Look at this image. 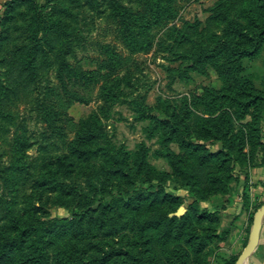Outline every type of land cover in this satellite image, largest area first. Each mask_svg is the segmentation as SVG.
Listing matches in <instances>:
<instances>
[{
	"label": "rangeland",
	"instance_id": "obj_1",
	"mask_svg": "<svg viewBox=\"0 0 264 264\" xmlns=\"http://www.w3.org/2000/svg\"><path fill=\"white\" fill-rule=\"evenodd\" d=\"M6 1L0 0V108L5 114L0 136L5 167L0 175V243L8 233L9 216L15 213L35 224L32 235L50 250L84 257L82 264H111L116 259L142 263L131 258L128 251L139 256L150 251L157 256L154 264H166L167 251L160 241L169 231L175 239L168 251L172 264H229L235 254L228 240L231 230L227 235L223 232V222L233 221L227 218L226 208L240 197L251 208L249 217L253 220L264 202V182L259 178L264 175V144L247 143L245 159L242 163L233 161L232 176L222 191H207L211 189L194 183L188 161L182 162L188 171L183 177L163 151L173 149L178 155L188 156L189 150L179 144L180 133L170 141L164 138L173 121L185 115L189 121V112L208 115V105L202 101L205 88L219 87L221 77L207 60L201 62L204 71L194 68L193 54L199 46H219L217 41L226 36L227 17L237 6L228 7L226 18L221 12L220 18L208 21L217 0H166L158 11L157 23L146 31L136 28L131 48L127 40L118 37L114 22L103 19L97 8L83 1L74 19L80 30L74 35L81 44L71 61L95 67V59L102 57L98 42L115 44L129 58L109 80L114 93L109 102L98 95L99 86L85 90L70 84L89 94L90 100L70 105L69 133L64 143L60 141L64 145L59 149L51 143L55 136L49 133L45 114L36 101L37 97L52 95V88L60 85L58 77L54 69L42 65V77L30 89L13 76L15 64L8 61L9 52L13 36L21 30L16 25L25 23L26 14L21 5L7 12ZM124 1L141 8L144 17L136 18L134 24L145 22V15L152 16V11L137 0ZM196 18L201 21V35L183 45L173 40L187 22ZM223 64L224 54L218 58V67ZM243 65L242 74L264 92V49L255 57H244ZM52 98L56 99L55 95ZM255 111L252 108L245 118L238 119L236 129L242 126L249 130L246 124L257 120ZM260 126L264 138V117ZM193 139L212 151L223 148L222 140ZM70 150V158L61 163L48 164L45 160L46 155ZM141 158L144 166L139 167ZM149 165L155 168L151 172ZM253 183L260 186L252 189ZM207 192L211 193L203 198ZM195 199L215 211L214 221L200 220L193 214L190 207ZM181 205V214H176ZM172 215H185L187 223L182 226L172 221ZM209 226L215 233L211 238L206 237ZM184 228L200 233L195 244L184 240ZM149 238H156L162 245L149 246ZM197 243H205L200 253L196 252Z\"/></svg>",
	"mask_w": 264,
	"mask_h": 264
},
{
	"label": "trees",
	"instance_id": "obj_2",
	"mask_svg": "<svg viewBox=\"0 0 264 264\" xmlns=\"http://www.w3.org/2000/svg\"><path fill=\"white\" fill-rule=\"evenodd\" d=\"M83 1L97 8L103 19L114 22L118 37L127 40L132 48L133 45L130 42L134 37V32L137 31L136 28L146 31L151 24L157 23L159 21L158 11L166 0H137L138 4H142L146 10L152 11V16L145 15L146 21L137 25L134 24L136 18L144 17L143 13H140L141 8L139 5L127 3L124 0L6 1L7 12L21 5L24 6L26 14L25 23L18 24L17 21L16 26L21 27V30L13 36L11 43L8 61L15 64L12 74L14 73L15 78H19L20 82H24L27 87L30 86V89L42 77L39 71L42 65H47L48 70L54 69L58 77L60 85L52 88V95L37 97L36 101L38 108L45 114L49 133L55 136V140L51 143L59 149L64 145H60V141L64 143L69 133L67 122L72 119L68 113L70 105L75 101L88 102L90 100L89 94L71 88L70 84L73 86L77 84L85 90L99 86L98 95L103 101L109 102L114 94L109 80L129 58L124 57L115 44L98 42L102 57L95 59V67L86 68L80 63L75 64L71 61V57L76 56L81 44L80 39H77L79 37L74 35L80 33L79 28L74 25V19ZM232 5H236L237 8L232 15L227 17L226 36L222 41H217L219 46H199L193 54L194 68L204 71L201 62L207 60L217 67L221 77L219 87L205 88L206 93L202 101L208 105V115L202 116L189 112V121L185 120L187 115L181 117L180 120L173 121L164 138L170 141L180 133L179 144L187 151L189 150L188 156L178 155L173 149H167L163 151V154L167 156L173 168L183 174V177L188 175V171L183 167L182 162L188 161L193 182L205 187L206 190L211 189L207 191L226 189L232 176L233 161L242 163L247 154L245 151L247 143L264 144L260 126V120L264 117V92L258 91L253 80L242 74L244 57H255L264 49V0H217L214 6L215 13L210 16L211 19L208 18V21L220 18L221 12L226 18L224 12H228V7ZM200 24L201 21L198 18L193 22H187L173 40L179 42L180 45L194 41L196 35L202 34ZM7 38H12V36L8 35ZM169 48L172 50L173 46L170 45ZM223 54L225 64L220 68L218 58ZM17 71L19 73L16 75ZM54 95L56 99L52 98ZM252 108L256 109L253 115L257 120L246 124L250 126L249 130L242 126L236 129L235 122L245 118ZM4 115V111L0 108V136H3ZM93 135L94 133L90 136ZM193 138L222 140L223 148L212 151L206 147L205 143ZM2 152L0 144V175L5 170L2 166ZM71 153V150L68 153H51L46 155L45 160L48 164L61 163L70 158ZM122 162L124 163V160ZM140 166H144L142 158L139 162ZM153 169L155 168L149 165L148 170L151 172ZM189 180L185 179L186 182H184L190 185ZM208 193L211 192L203 194L202 197H206ZM197 200L191 203L190 208L193 214L200 220L214 221L215 211L201 206ZM244 200H246L245 197ZM170 218L172 221L181 222L182 226L187 223L185 215H172ZM7 227L8 233L4 235L0 243V264H50L51 261L55 264H82L85 260L84 257L76 256L74 253L61 252L59 249L50 250L43 241L32 235L36 231L35 224L28 222L26 218L18 214L12 213L9 216ZM212 230H214L213 227L209 226L208 233H206L207 238L214 236L215 233H212ZM228 231V229H223L225 235ZM173 234L169 231L160 241L167 251L166 264L173 263L172 255H168V251L175 243ZM198 238H200V233L195 228L191 231L185 229V241L195 244ZM162 244H159L156 238H149V246H161ZM204 246L205 243H197L196 252L200 253ZM146 250L148 251L149 248ZM128 254L135 261L141 260V264L156 263L157 256L150 251L144 255L141 253V256L131 251H128ZM237 258L238 255L235 254L229 264H234ZM111 264L130 263L126 259H116Z\"/></svg>",
	"mask_w": 264,
	"mask_h": 264
},
{
	"label": "crops",
	"instance_id": "obj_3",
	"mask_svg": "<svg viewBox=\"0 0 264 264\" xmlns=\"http://www.w3.org/2000/svg\"><path fill=\"white\" fill-rule=\"evenodd\" d=\"M262 167L263 166L257 167V172H259ZM259 178L264 182V175H260ZM257 181L258 178L254 180L255 183ZM255 183H253L252 189L260 186V184ZM226 210L229 211L227 215L230 216L229 213L233 214V216L227 217L229 218V220L231 219L233 221L223 222V224H226L224 225V228L231 230L228 238L229 246H232L231 252L239 256L247 241L249 240V236L251 234L253 223V220H251L249 217L251 208H248V205L244 204V201H242L239 197V200H237L236 202L231 201L230 203H228ZM227 218L225 220H227ZM246 262L247 264H264V218L262 221L259 243L249 255Z\"/></svg>",
	"mask_w": 264,
	"mask_h": 264
},
{
	"label": "water",
	"instance_id": "obj_4",
	"mask_svg": "<svg viewBox=\"0 0 264 264\" xmlns=\"http://www.w3.org/2000/svg\"><path fill=\"white\" fill-rule=\"evenodd\" d=\"M183 208L184 205H181L175 213L181 214ZM263 218H264V202L261 204L260 207L257 208V210L254 213L252 230L249 236V240L247 241L245 247L239 254L237 260L235 261V264H247L246 262L247 258L259 243Z\"/></svg>",
	"mask_w": 264,
	"mask_h": 264
}]
</instances>
